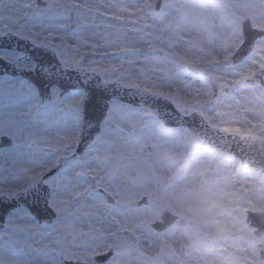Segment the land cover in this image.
Masks as SVG:
<instances>
[{
    "label": "rangeland",
    "instance_id": "obj_1",
    "mask_svg": "<svg viewBox=\"0 0 264 264\" xmlns=\"http://www.w3.org/2000/svg\"><path fill=\"white\" fill-rule=\"evenodd\" d=\"M156 1L80 0L77 10L89 22L94 17L96 22L111 23V31L116 34L134 36L129 29H140L151 42L150 46L138 42L139 51L123 59L122 68L130 86L169 96L181 111L199 110L214 125L263 135L264 95L257 86L243 80L247 72L253 71L256 60L238 69L229 63L233 14L247 17L253 12L260 21L262 0L199 5L211 8L213 15L202 20L195 34L178 19L176 10L183 8L178 0H161L159 13L152 10ZM130 19L136 23H129ZM156 49L165 56L154 54ZM204 72L219 84L216 105L211 103L213 88L202 76ZM132 112L122 133L113 130L110 150L97 162L110 173L115 193V206H111L107 223L93 221L90 226L86 219L81 222L76 217L67 223L62 221L56 226L54 250L38 258L63 264L51 255L65 250V257L78 260L74 258L78 253L89 261L90 255L111 247L115 256L108 264H233V259L225 262V255L240 264L238 261L246 257L256 258L255 245L264 237L257 240L254 230L242 225L243 210L264 207V180L241 175L238 161L219 160L209 149L192 147L185 129L162 131L145 109ZM64 131L72 135L79 129ZM143 196L151 205H139ZM165 209L179 215L178 223L166 232H154L151 224L160 220ZM145 241L153 245L152 251L146 250ZM0 249V264L24 261L21 256H12L5 241H0ZM21 251L31 260L37 259L27 248Z\"/></svg>",
    "mask_w": 264,
    "mask_h": 264
},
{
    "label": "snow or ice",
    "instance_id": "obj_2",
    "mask_svg": "<svg viewBox=\"0 0 264 264\" xmlns=\"http://www.w3.org/2000/svg\"><path fill=\"white\" fill-rule=\"evenodd\" d=\"M79 3L0 0V241L37 257L10 264H51L38 257L54 250L59 223L106 224L115 203L97 162L133 115L123 59L151 42L140 29L89 22Z\"/></svg>",
    "mask_w": 264,
    "mask_h": 264
},
{
    "label": "water",
    "instance_id": "obj_3",
    "mask_svg": "<svg viewBox=\"0 0 264 264\" xmlns=\"http://www.w3.org/2000/svg\"><path fill=\"white\" fill-rule=\"evenodd\" d=\"M156 9L157 11L160 9L159 4L156 6ZM252 33L256 36V38H253L252 46L250 47V43L248 42L244 44L237 53L235 59L242 60L252 52L255 40L261 38V35H258L256 30L252 29ZM0 43H2V41H0ZM2 62L3 61H0V63ZM216 93H218L217 87ZM121 95L124 102L134 107L144 106L148 108L152 112V116L159 119L164 125L186 127L191 134L195 146L210 145L217 149L222 155L239 158L244 163L245 167L250 169L261 167L264 172V139L252 135L242 136L234 131L223 132L220 129L209 126L205 118L199 112L184 116L177 111L171 99L159 94H153L134 87L131 88V91L127 89L121 90ZM215 101L216 100H214V102ZM87 132L88 129L85 126V135H87ZM175 220L174 218L170 222H165V225H158L156 230L163 231L167 229ZM111 254L112 252L106 254L107 259L104 260L103 264L109 259ZM101 256L105 255H100L96 259L100 260ZM68 264L78 263L71 262Z\"/></svg>",
    "mask_w": 264,
    "mask_h": 264
},
{
    "label": "flooded vegetation",
    "instance_id": "obj_4",
    "mask_svg": "<svg viewBox=\"0 0 264 264\" xmlns=\"http://www.w3.org/2000/svg\"><path fill=\"white\" fill-rule=\"evenodd\" d=\"M250 2V1H248ZM263 4H264V1H261ZM263 8V7H262ZM252 11V9H251ZM260 16H261V19L260 21L258 20V17L257 16H254L253 15V12H250L248 14L247 17H245V19H248V20H251L252 23L256 26V27H259L263 30L264 32V8H263V12L260 13ZM235 22H234V25L233 27H236L239 29L241 35H238V36H232L229 38V41L233 42L232 43V46H233V51H236L237 48H238V45L241 44V42L243 41V35H242V32H241V24H242V18H238L236 17L235 15ZM257 20L259 22H257ZM254 58H257L259 63L256 64V66H254V68H256L255 70L251 71L248 73V75L246 76V80L248 81L249 79H253V82L255 86H259L258 82L256 81V74L258 73H261L262 76H261V79L263 80L264 79V37L262 38L261 41H259L257 44H256V48H255V52L254 54L252 55V58L250 60H253ZM250 60L246 61L245 63H248ZM232 66L234 67V65L232 64ZM259 75V74H258ZM260 76V75H259ZM252 173V172H251ZM261 175V174H260ZM262 178H264V175L261 176ZM257 250V249H256ZM64 252H66L65 250H63L62 253H58V252H53V254L51 255V257H57L61 260V262L64 264V262L68 261V260H72L71 257H69V255L67 257H65V255L63 254ZM258 252V250H257ZM246 259L248 260L247 263L249 264H261L263 263L264 264V260L263 262L261 261V256L260 254L258 253V255L256 256H249V257H246Z\"/></svg>",
    "mask_w": 264,
    "mask_h": 264
},
{
    "label": "clouds",
    "instance_id": "obj_5",
    "mask_svg": "<svg viewBox=\"0 0 264 264\" xmlns=\"http://www.w3.org/2000/svg\"><path fill=\"white\" fill-rule=\"evenodd\" d=\"M205 0H178V4L183 5V8L176 10V15L181 21L182 25L191 33L195 34L202 26L203 19H211L213 10L211 8L202 9L199 5L203 4Z\"/></svg>",
    "mask_w": 264,
    "mask_h": 264
},
{
    "label": "bare ground",
    "instance_id": "obj_6",
    "mask_svg": "<svg viewBox=\"0 0 264 264\" xmlns=\"http://www.w3.org/2000/svg\"><path fill=\"white\" fill-rule=\"evenodd\" d=\"M147 251H152L153 250V245H151L148 241H145L143 243Z\"/></svg>",
    "mask_w": 264,
    "mask_h": 264
}]
</instances>
